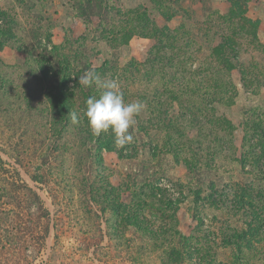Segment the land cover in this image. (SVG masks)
<instances>
[{"label":"rangeland","instance_id":"obj_1","mask_svg":"<svg viewBox=\"0 0 264 264\" xmlns=\"http://www.w3.org/2000/svg\"><path fill=\"white\" fill-rule=\"evenodd\" d=\"M211 1L0 0V264H264V0H215L221 12ZM236 2L255 27L228 19ZM164 18L181 37L172 49L153 35ZM207 18L211 37L216 26L245 31L236 36L245 86L232 70L238 95L216 106L230 131L217 123L216 133L196 134L181 123L185 132L174 138L184 152L175 162L165 151L173 148L163 123L171 112L153 106L150 95L180 62L170 66V54L194 56L186 39H202L199 21ZM88 70L116 79L126 103L145 104L132 143L122 148L126 159L100 147L108 135L113 142L111 131L94 136L84 117L86 100L102 92L78 83ZM153 110L162 111V129L153 126ZM155 145L165 153L150 159ZM188 158L197 166L190 172ZM149 168L162 173V184L146 178ZM148 183L163 189V203L151 200L149 210L143 196L138 202L121 187L133 184L139 196ZM248 183L261 208L254 233L240 232L250 220L244 211L200 199L213 185L232 204L231 192Z\"/></svg>","mask_w":264,"mask_h":264},{"label":"trees","instance_id":"obj_2","mask_svg":"<svg viewBox=\"0 0 264 264\" xmlns=\"http://www.w3.org/2000/svg\"><path fill=\"white\" fill-rule=\"evenodd\" d=\"M245 13L246 12L243 7L240 8L239 4L237 3V6L233 7L229 11L228 19L238 18L242 20V24L238 27H255V21L246 17ZM222 18L224 19L225 17ZM207 19L205 21H199V24L202 26V32L204 33L202 39L199 40L197 37H190L186 39L185 44L189 43L194 47L190 49V52L194 53V56L175 58L176 56L170 54L166 58L167 60H165V62L170 64V66L174 65V61L180 62L179 64H175L177 65V67L175 66V68L173 69L174 72L170 71L169 73H167V79H164L163 77L164 83L162 84V86H160L159 88H155L150 95L153 106H161V108L165 109L168 113L171 112V114H168V120L164 119L163 123L166 122L167 130L171 129V132L168 131V133L173 134L169 138L171 146L173 148L167 149L165 151H167L168 153L172 152L175 162L180 161L179 153L184 152L182 151V149H180V146L182 144L176 142L174 138L175 134L179 136L180 134H184L185 132V129H183L185 127H182L181 123H187L186 127L196 130V134L216 133L218 129L217 123L219 125L223 124V127L228 128V130L230 131L232 129L231 123L225 116H223V114H217L216 106L224 105V103L231 105L230 103L238 95V92L230 79V73L232 72V70L237 69L239 71L240 82L243 87L245 86L242 69L240 68L239 64V49L241 44L239 43L238 38H236L237 35L243 34L239 33V31H245H242L241 29H234L229 34H227L221 27L219 28L218 26H216L215 29L217 30V33L211 37L209 35V31L211 30V24L213 20ZM167 22L168 18H164V22L161 24L160 30L158 32H155V34L153 35L154 37H157L156 41L159 44V47L165 48L166 46L167 49H172L177 45L181 37L177 34L179 33V30L172 31L168 29V26L166 24ZM161 29H164V31H162ZM212 29H214V26L212 27ZM134 34L135 32H131L128 35L129 38ZM143 35L147 34L143 33ZM254 36L257 37L256 32H254ZM160 40L165 41V45L161 44L159 42ZM146 63L147 61L145 62V64ZM153 78H156V75H153ZM175 105L178 108L176 111L174 110ZM161 112L162 111L159 110L156 113V110H153L150 113L154 122L156 121L155 118L157 119L158 114ZM153 126L156 130H158L162 129L163 124L159 127L157 119V121L153 123ZM145 129L146 128L143 125V134H145ZM223 131L225 132L224 129ZM109 132H107V134ZM102 136H104V134H102ZM196 137L199 138L196 135L195 139ZM106 139L107 140H105V142L98 141L100 147L104 149L106 148L107 150H115L121 159L127 158L122 148L117 149L114 146V142L108 141L110 139L109 135ZM198 141L199 142L197 143V147L201 149L200 139H198ZM150 151L151 152L148 155L150 159L163 156L165 153L163 150L157 148L156 145ZM189 153H193L197 156L195 151L189 150ZM244 156H246V153L243 155V157ZM239 159L240 162L243 161L242 154ZM192 161L193 160L190 158L184 161V164L189 172L197 168L196 164L194 162L192 163ZM147 169L148 168H145V170ZM149 172L150 174H144L147 179L149 178L148 175H151L152 177L154 176L153 178H155L156 184H162L163 177L157 176L158 174L162 173H158L153 168H149ZM195 172L199 173V170H196ZM203 183L204 181L201 183V185ZM130 185L132 188H130L128 184H126L125 187L121 185V187H123L124 189L126 188V191L129 190L128 193L131 196V199L135 198L138 202L141 201V197L143 196V208H145L146 210H149L151 208V206L149 205V202L151 200L156 199L157 202L161 204L163 203L161 196V194H163V189L159 188V186H153L148 183V185L143 187L146 192H139V196H137L135 193L136 191H133L136 186L133 184ZM211 185L212 184H210V186ZM212 186L209 188V190H207L208 192L204 195V197L200 199L206 198L205 200L209 203L213 202V204H216L217 206L219 205L218 209L223 207L231 208L234 211H244L246 214L250 215V220L244 223L245 226L240 230V232H246V230H249L254 233L255 230H257L256 228H254V223L260 217L259 212L261 211V208H256L251 201V199L253 198V195L250 193L252 184L248 183L246 185L239 186V189L237 190H233L231 194L235 195L236 198L232 204H227L226 202V204H223V200L221 201V198L224 197L226 192L223 190L216 192V190H212ZM202 191V188H197V190H195L194 193L196 198L201 197L200 195ZM221 195L223 196L221 197ZM205 200H203V202H200V200H198L197 203L200 202L201 207H204L203 205H209L208 202H205ZM177 201L179 203L180 200ZM198 209V206L195 207L196 212L198 211ZM158 211L162 212L163 208H158ZM48 230L49 227L48 225H46L44 228V235L48 233Z\"/></svg>","mask_w":264,"mask_h":264},{"label":"clouds","instance_id":"obj_3","mask_svg":"<svg viewBox=\"0 0 264 264\" xmlns=\"http://www.w3.org/2000/svg\"><path fill=\"white\" fill-rule=\"evenodd\" d=\"M78 83L85 87L95 84L102 89L99 96H90L85 102L84 117L92 134L98 137L110 130L117 149L132 143L136 117L144 110L145 104L139 100L126 103L118 81L102 79L95 70L86 71L79 77ZM70 116L72 123L79 122L76 112L70 113Z\"/></svg>","mask_w":264,"mask_h":264},{"label":"crops","instance_id":"obj_4","mask_svg":"<svg viewBox=\"0 0 264 264\" xmlns=\"http://www.w3.org/2000/svg\"><path fill=\"white\" fill-rule=\"evenodd\" d=\"M211 4L212 5L210 7L212 8L213 11L218 10L219 12H221V9H220L221 6H217L216 3H215V0L211 1ZM220 4H222V2ZM250 10H251V14H249L250 15L249 17H252V19H257V17H258L259 24H262L261 23L263 21L262 17L259 16V14H257V12L255 13L254 10L253 9H250V7H249V10H248L249 13H250ZM252 14H255V15H252ZM263 24H264V22H263ZM146 40H149V39H146Z\"/></svg>","mask_w":264,"mask_h":264}]
</instances>
